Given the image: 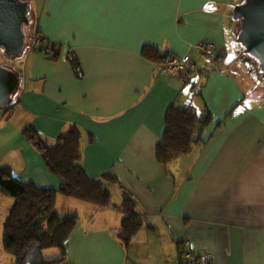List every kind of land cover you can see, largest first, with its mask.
<instances>
[{"label":"crops","instance_id":"crops-1","mask_svg":"<svg viewBox=\"0 0 264 264\" xmlns=\"http://www.w3.org/2000/svg\"><path fill=\"white\" fill-rule=\"evenodd\" d=\"M240 1L42 0L40 11L31 9L34 38L54 44L57 58L46 59L33 41L25 50L12 118L20 114L12 134L0 128V165L11 168L8 157L19 150L14 176L58 189L63 179L22 131L54 142L77 125L86 173L109 174V191L130 195L146 217L126 246L118 236L126 215L98 209L66 242V264H184L188 253L208 254L212 264H264V91L246 88L258 76L238 82L229 57L245 56L226 17ZM203 41L215 43L216 58L200 52ZM145 46L190 56L191 81L144 58ZM173 105L206 109L212 123L190 154L163 164L157 148Z\"/></svg>","mask_w":264,"mask_h":264},{"label":"trees","instance_id":"trees-1","mask_svg":"<svg viewBox=\"0 0 264 264\" xmlns=\"http://www.w3.org/2000/svg\"><path fill=\"white\" fill-rule=\"evenodd\" d=\"M232 10L233 8L231 12ZM234 23L236 25L237 21ZM233 37L235 38V35ZM41 46L50 49L51 57L45 58L55 61V45L44 42ZM142 56L162 66L171 57L161 55L151 46L142 49ZM251 59H248V63ZM253 60L255 67L261 72L259 61L255 58ZM245 67L247 68V63ZM74 71L78 77L81 75L80 69L74 67ZM192 74L194 75V72L186 71L180 75H186L188 83ZM256 77L255 74L253 79ZM11 109L13 106L5 112ZM211 123V114L206 109L196 111L191 107L171 106L166 114L163 142L157 148L158 161L165 164L190 154L194 146L201 143L202 134ZM22 133L40 152L46 168L63 179L64 183L58 189L40 188L32 182L26 183L15 177L11 168L0 167V195L14 199L3 231L4 250L13 257L14 264H66L65 245L78 225V216L64 217L56 211L59 195L76 198L102 210L113 207L122 211L126 217L122 221L118 236L128 246L146 225V217L139 214L134 199L128 194L124 196L122 207L111 203L107 183L114 178L109 174L98 179L86 173L82 165L81 129L77 125H71L68 131H62L54 142L30 127L25 128ZM54 247L61 249L62 256L59 259L47 260L44 251Z\"/></svg>","mask_w":264,"mask_h":264},{"label":"rangeland","instance_id":"rangeland-1","mask_svg":"<svg viewBox=\"0 0 264 264\" xmlns=\"http://www.w3.org/2000/svg\"><path fill=\"white\" fill-rule=\"evenodd\" d=\"M27 1L30 2V11H31V9L33 10L34 8L37 11H40L42 9V6H43L42 0H27ZM241 2H243V0H241L240 3ZM29 16H30V23L28 25L24 26V31L26 34V46H25L26 51L32 50V41H33V38L35 37V34H36L35 33L36 26H34V21H33L31 13ZM226 17H227L228 21H230L232 24H235L234 23L235 20L232 19L233 18V11L232 12L231 11L226 12ZM236 26L238 28L239 21H237ZM231 37L233 39V36H231ZM231 42H233V41H231ZM49 50L50 49H48L47 51H45L43 53L44 57H46V58L51 57ZM235 51H234V54H235ZM39 53H41V52H39ZM229 57L233 58L230 62H234V65H233L234 66L233 67L234 73L233 74H234V76L238 82L245 85V83H247L246 81L251 79V78L253 79V76H255V74H256L259 77L258 79H260L262 82H259L258 80H256L254 85H252L249 88L248 87H246V88L252 89L254 92H256L259 89L264 91V75H263L264 73L262 74L258 70V68L255 67L254 60H253V57L251 55H247V56L243 55L241 58L237 57L236 55H229ZM179 58H181V56ZM245 58L246 59L252 58L251 59L252 61L247 63L245 61ZM172 59L173 58H171V57L168 58L166 64L164 65L165 70H168L167 63L169 61H171ZM205 59L209 61L208 57H206ZM245 63H247V68L245 67ZM0 65H4L6 67H9L10 69L14 70L18 74V76H20V73L25 68L26 58H25L24 54L17 56V57H7L4 53V51L0 49ZM21 79H22V77H21ZM20 86H21V82H20V85L18 86V88L16 89L14 95L12 96L10 106L14 105L13 103L15 101V96L20 92V89H21ZM261 99H264V97ZM17 111L11 109V110L5 112L4 109L0 108V112H3L6 115L5 119H3L1 122V126H0L1 129L3 128L4 130H7V131L11 130V134L13 133V127L12 126L14 125V123L17 122L16 117L20 114V112H18L16 115H14V118H12V115L14 113H16ZM1 138H3L2 134L0 136V159L5 155V148L3 145L4 143H3ZM18 157H19V150H15L8 157V162L11 164V166H10L11 168H12V164L16 165V163H14V162L17 161ZM0 167H3V166L0 165ZM115 188L116 187H112L110 189L111 203L116 204L117 207H122L124 196H122V192L120 191V188H117V189H115ZM1 202H2V204H1ZM13 202H14V199H12V198L3 197V199H1V197H0V204H1L0 205V264H6V261L10 260L12 258V256L8 255L4 250L3 231H4V223L6 221L9 208L13 205ZM96 208H97L96 206L85 203V202L80 201L76 198H67V197L60 196L59 200L57 201L56 211H58L61 215H64V217H72V216L76 215V216H78V221H79L78 223L81 222L84 224H88L91 220L94 221V219H93L94 215H96L99 212L98 211L99 208H97V209ZM100 212H102V211H100ZM119 212H122V211H119ZM115 214H118V213L115 212ZM45 251H46V253L44 256L46 257L47 260L60 258L62 256L61 249H59L57 247L50 248V249H47Z\"/></svg>","mask_w":264,"mask_h":264},{"label":"water","instance_id":"water-1","mask_svg":"<svg viewBox=\"0 0 264 264\" xmlns=\"http://www.w3.org/2000/svg\"><path fill=\"white\" fill-rule=\"evenodd\" d=\"M29 15V1L0 0V49L7 57L25 53L24 26L30 23ZM233 19L240 21L236 43L259 61L260 70L264 73V0H244L235 5ZM19 85L18 74L0 65V108L8 107Z\"/></svg>","mask_w":264,"mask_h":264},{"label":"built area","instance_id":"built-area-1","mask_svg":"<svg viewBox=\"0 0 264 264\" xmlns=\"http://www.w3.org/2000/svg\"><path fill=\"white\" fill-rule=\"evenodd\" d=\"M51 44L50 42H47L45 39H43L40 36H37L33 40V48L36 49V51L41 52L42 54L47 51L48 49L46 47H42L41 44L44 43ZM198 49L200 52L208 57L216 58L217 57V51L216 46L211 41H203L200 44H198ZM171 61L167 63V68L171 72L175 74H181L188 72H195V64L191 60L190 56L184 55L181 56V58L173 56ZM212 257L208 254L204 255H197L195 253H188L185 256L184 264H212Z\"/></svg>","mask_w":264,"mask_h":264},{"label":"bare ground","instance_id":"bare-ground-1","mask_svg":"<svg viewBox=\"0 0 264 264\" xmlns=\"http://www.w3.org/2000/svg\"><path fill=\"white\" fill-rule=\"evenodd\" d=\"M243 2H244V0H243ZM243 2H241V3H243ZM240 22V21H239ZM239 28H240V25H239ZM238 33H239V31H238ZM238 33H237V35H238ZM237 35H236V38H237ZM235 43H236V39H235ZM237 44V43H236ZM238 46H240V48H241V51H242V54H245V55H249L248 53H246V50H245V48L242 46V45H240V44H237ZM253 57V56H252ZM254 58V57H253ZM256 59V58H255ZM12 99V98H11ZM10 102H11V100H10ZM9 107H11L10 106V103H9V105H8V107H6V108H1V109H4V110H6L7 108H9Z\"/></svg>","mask_w":264,"mask_h":264},{"label":"flooded vegetation","instance_id":"flooded-vegetation-1","mask_svg":"<svg viewBox=\"0 0 264 264\" xmlns=\"http://www.w3.org/2000/svg\"><path fill=\"white\" fill-rule=\"evenodd\" d=\"M20 77V76H19ZM20 79H21V77H20Z\"/></svg>","mask_w":264,"mask_h":264}]
</instances>
